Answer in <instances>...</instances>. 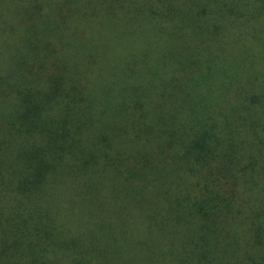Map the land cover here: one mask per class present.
I'll use <instances>...</instances> for the list:
<instances>
[{
    "label": "trees",
    "instance_id": "obj_1",
    "mask_svg": "<svg viewBox=\"0 0 264 264\" xmlns=\"http://www.w3.org/2000/svg\"><path fill=\"white\" fill-rule=\"evenodd\" d=\"M0 264H264V0H0Z\"/></svg>",
    "mask_w": 264,
    "mask_h": 264
}]
</instances>
